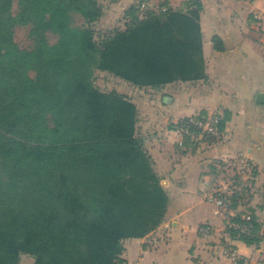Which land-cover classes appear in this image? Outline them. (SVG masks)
I'll list each match as a JSON object with an SVG mask.
<instances>
[{
    "label": "trees",
    "instance_id": "trees-1",
    "mask_svg": "<svg viewBox=\"0 0 264 264\" xmlns=\"http://www.w3.org/2000/svg\"><path fill=\"white\" fill-rule=\"evenodd\" d=\"M62 1L0 0V264L22 255L34 264H125L124 241L164 222L169 195L138 136L137 106L97 89L94 69L136 88L203 78L202 4L144 11L139 1L124 13L125 29L96 41L99 1ZM190 120L173 126L183 148L201 132ZM238 199L226 202L236 209ZM233 221L248 227L230 228L234 239L263 241L256 217Z\"/></svg>",
    "mask_w": 264,
    "mask_h": 264
},
{
    "label": "crops",
    "instance_id": "crops-1",
    "mask_svg": "<svg viewBox=\"0 0 264 264\" xmlns=\"http://www.w3.org/2000/svg\"><path fill=\"white\" fill-rule=\"evenodd\" d=\"M139 1L152 9L163 3L181 9L190 0H113L110 6L123 20ZM200 2L204 77L155 89L130 87L127 96L138 108L137 133L169 195V208L151 235L124 241L125 264H233L228 248L243 263L264 264V239L248 246L227 231L228 217L244 210L264 232V99L258 98L264 94V20L255 18L264 14V0ZM201 114L215 123L226 119L224 129L212 142L200 137L183 148V135L173 126ZM240 158L253 167V188L239 194L236 209L217 214L209 190L220 170ZM204 227L209 237L199 233Z\"/></svg>",
    "mask_w": 264,
    "mask_h": 264
},
{
    "label": "rangeland",
    "instance_id": "rangeland-1",
    "mask_svg": "<svg viewBox=\"0 0 264 264\" xmlns=\"http://www.w3.org/2000/svg\"><path fill=\"white\" fill-rule=\"evenodd\" d=\"M98 1H99L100 5L102 6L103 15L98 21L93 23L91 26V28L94 32L96 41H100L102 36L105 35L108 31H110L112 29H117V28L118 29H125L124 18L122 20L120 14L117 12V9H115V7L110 6L111 1H113V0H98ZM47 4L50 8H55L57 6H62L64 3L62 0H47ZM143 9L145 11L146 7H143ZM257 15L263 16L264 14L257 13ZM111 20H112V22H111ZM119 20H121V21L119 22ZM6 21L9 22V19L6 18ZM44 49H45L46 56L52 57L53 48L49 45H45ZM94 84H95L96 88L99 89L100 91H102L103 93L116 92V93H119V94L124 95L126 97L128 96L129 92L131 91L130 87H132L128 83L124 82L123 80L109 74L108 72L99 70L98 68L94 69ZM215 137H216L215 135H211L209 138L214 139ZM238 161L237 162L234 161V163H231V165H227L228 166L227 170H220V172L218 174L220 177L217 178V180H219V181L216 182L215 185H221L223 182H228L229 184L238 186L237 191H236L237 195L238 194L246 195L251 191L253 186L251 188H243L242 183L246 182V179H244L239 174ZM222 172H224L225 174L229 173L228 177H226V178L223 177ZM248 178L249 177H247V179ZM247 182H248V180H247ZM215 185H214V187H212V189L213 188L215 189ZM239 197H240V195H239ZM228 209L232 210V208L230 206V202H228L226 209L223 210L222 212H226ZM247 214L248 213L244 212V210H243V212H242L243 218H245L247 216H250V218L252 217V215H250V214L247 215ZM235 216H236V213H234L233 216H229L227 219V231L228 232H229L230 228H233V225L239 224L238 222L233 221ZM155 231H153V232H155ZM152 233H150L149 235H151ZM210 234H211V232H210ZM149 235H147V236H149ZM260 235L264 238V232H260ZM228 249H230V248H228ZM20 264H34V259L32 257H30L29 255H22L21 259H20ZM244 264H246V263H244Z\"/></svg>",
    "mask_w": 264,
    "mask_h": 264
},
{
    "label": "built area",
    "instance_id": "built-area-1",
    "mask_svg": "<svg viewBox=\"0 0 264 264\" xmlns=\"http://www.w3.org/2000/svg\"><path fill=\"white\" fill-rule=\"evenodd\" d=\"M255 18L257 20L263 21L264 15L260 16L255 14ZM190 123H193L194 126H196L199 130H201L200 134H193V139H198L200 137H204V135H214L217 132L216 127L214 126L215 122L212 121H194L193 118H191ZM179 132L182 134V130H179ZM187 133V132H185ZM181 146H183V142L181 143ZM238 170L240 176H242L244 179H246V182L242 183L243 188H251L253 186L254 181V170L250 162H248L244 158H240L238 161ZM247 177H249L247 179ZM248 180V182H247ZM241 186V187H242ZM238 186L229 184L228 182H223L221 185H215V189H210L208 193V200L213 203L217 209L216 213L220 214L223 210L226 209L227 206V198L228 196L234 194L237 191ZM240 188V187H239ZM204 189H208V186L205 185ZM247 221H249L251 218L250 216L245 217ZM233 228L240 231L241 233H247L248 227L247 225H240L236 224L233 225ZM200 234L204 237L210 236V230L206 227L201 228L199 230ZM226 255L229 256L232 260L233 264H239L242 259L234 249H228L226 250Z\"/></svg>",
    "mask_w": 264,
    "mask_h": 264
},
{
    "label": "water",
    "instance_id": "water-1",
    "mask_svg": "<svg viewBox=\"0 0 264 264\" xmlns=\"http://www.w3.org/2000/svg\"><path fill=\"white\" fill-rule=\"evenodd\" d=\"M258 98H259L260 100L263 101V99H264V94H260Z\"/></svg>",
    "mask_w": 264,
    "mask_h": 264
}]
</instances>
